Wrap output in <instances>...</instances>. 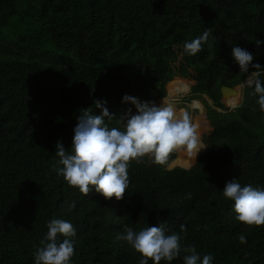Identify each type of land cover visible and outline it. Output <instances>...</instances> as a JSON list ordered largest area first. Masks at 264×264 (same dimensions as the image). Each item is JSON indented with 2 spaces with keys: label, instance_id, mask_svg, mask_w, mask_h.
<instances>
[{
  "label": "trees",
  "instance_id": "1",
  "mask_svg": "<svg viewBox=\"0 0 264 264\" xmlns=\"http://www.w3.org/2000/svg\"><path fill=\"white\" fill-rule=\"evenodd\" d=\"M205 30L203 50L185 53L184 43ZM255 39L264 41V0H0V264H35L53 218L76 229L70 264H138L140 254L118 237L125 226L161 224L167 233L185 225L182 243L201 259L211 254L212 264H264V226L237 221L222 192L234 178L264 190L258 96L246 86L229 110L220 91L247 78L232 47L264 67V43L257 47ZM176 77L194 82L193 99L211 101L203 102L208 147L191 167L132 162L120 201L94 188L83 196L57 175L55 145L70 151L82 112L101 114L94 101L117 115L106 119L109 128L123 130L119 115L136 109L122 98L157 91L155 100L162 99ZM242 234L247 243L239 242ZM183 255L160 264H184Z\"/></svg>",
  "mask_w": 264,
  "mask_h": 264
},
{
  "label": "clouds",
  "instance_id": "2",
  "mask_svg": "<svg viewBox=\"0 0 264 264\" xmlns=\"http://www.w3.org/2000/svg\"><path fill=\"white\" fill-rule=\"evenodd\" d=\"M209 30L183 45L184 52L195 56L203 50ZM264 41L255 39L259 47ZM231 55L239 67V72L246 74L245 84L254 88L251 93L258 96L256 103L264 112V67L253 64V54L238 46L232 47ZM253 69L252 71H250ZM100 115L85 110L77 118L73 129L74 135L70 151L58 141L55 154L58 157L54 171L64 178L70 187L78 188L83 196H88L92 189L105 200L124 199L130 180L128 169L132 162L142 163L145 157L153 163L167 167L175 153H184L195 160L198 153L208 147L201 139L198 125L192 122L188 111L178 110L172 100L162 99L157 106L153 101H139L138 98L125 95L122 103H130L136 109L128 108L119 115V127L109 128L107 121H112V114L105 107L106 102L94 101ZM232 107L236 104L233 102ZM223 196L234 202L235 219L248 227L264 226V190L252 184L241 186L236 178L226 182ZM191 194H188L190 198ZM75 204L69 206V211ZM187 229L181 224L179 233H167L164 224L147 226L138 231L125 226L118 237L125 241L136 253L140 254L138 264H160L171 262L183 252L184 264H212L211 254L201 256L192 245H184ZM76 229L63 219L53 218L47 224V234L40 241L34 253L35 264H70L74 255ZM239 242L247 243L245 235L238 237Z\"/></svg>",
  "mask_w": 264,
  "mask_h": 264
},
{
  "label": "rangeland",
  "instance_id": "3",
  "mask_svg": "<svg viewBox=\"0 0 264 264\" xmlns=\"http://www.w3.org/2000/svg\"><path fill=\"white\" fill-rule=\"evenodd\" d=\"M177 79V80H176ZM194 84V82L190 79L176 77L171 82L166 85V96L162 99L164 100H172L176 103V107L178 110H186L189 112L192 122L198 125V130L201 134V139H203L210 131L211 126L209 121H207L205 117V109L203 106V102L205 101L208 105H211V101L205 96L202 95L197 99L192 98V94L190 93V87ZM242 83L238 87H236L237 95H232L230 93H225L222 95V103L226 106V108H234L231 104L234 102L236 104V100L234 96L237 98V105L238 106L242 101V86L245 87V84ZM175 86L181 87L183 89L180 93H172L171 90ZM157 91H152L150 95L145 99H138L139 101H153L157 106L162 103V99L155 100ZM198 102L200 107H193V103ZM205 151V148L201 150V154ZM184 159H188L191 163V159L186 156V154L181 153ZM178 156V153H177ZM196 160V159H195ZM194 160V161H195ZM194 161L192 162L191 166L193 165ZM189 166V167H191ZM177 167L176 165L169 164L168 169H172ZM179 167V166H178Z\"/></svg>",
  "mask_w": 264,
  "mask_h": 264
},
{
  "label": "bare ground",
  "instance_id": "4",
  "mask_svg": "<svg viewBox=\"0 0 264 264\" xmlns=\"http://www.w3.org/2000/svg\"><path fill=\"white\" fill-rule=\"evenodd\" d=\"M171 90L173 91L172 93H176V94L183 91V89L181 87H177V86H175ZM234 98H236V97L234 96ZM192 105H193V107H200L198 102H194ZM171 165H176L177 167L180 166V167H185V168L191 166L190 161L188 159H184L183 155L181 153H178V156L171 163Z\"/></svg>",
  "mask_w": 264,
  "mask_h": 264
},
{
  "label": "water",
  "instance_id": "5",
  "mask_svg": "<svg viewBox=\"0 0 264 264\" xmlns=\"http://www.w3.org/2000/svg\"><path fill=\"white\" fill-rule=\"evenodd\" d=\"M246 80V79H245ZM242 83H244L245 84V81L244 82H242ZM241 83V84H242ZM240 84V85H241ZM243 84V85H244ZM239 86V85H238ZM238 86H236V87H238ZM247 85L245 84V87H246ZM236 87H233V88H231V87H225V86H223V87H221V89H220V91H221V95H223V94H225V93H230V94H232V95H237V90H236ZM244 86H242L241 88H242V90L245 88ZM237 106H235L234 108H236ZM234 108H229V110H232V109H234ZM180 167V166H179ZM182 168H185V167H182ZM189 167H187V168H185V169H188Z\"/></svg>",
  "mask_w": 264,
  "mask_h": 264
},
{
  "label": "crops",
  "instance_id": "6",
  "mask_svg": "<svg viewBox=\"0 0 264 264\" xmlns=\"http://www.w3.org/2000/svg\"><path fill=\"white\" fill-rule=\"evenodd\" d=\"M191 164V163H190Z\"/></svg>",
  "mask_w": 264,
  "mask_h": 264
}]
</instances>
